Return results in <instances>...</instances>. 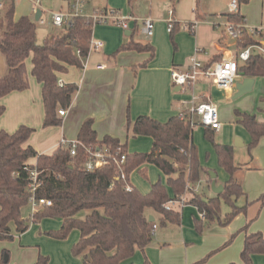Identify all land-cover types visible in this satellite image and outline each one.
Instances as JSON below:
<instances>
[{
    "label": "trees",
    "instance_id": "1",
    "mask_svg": "<svg viewBox=\"0 0 264 264\" xmlns=\"http://www.w3.org/2000/svg\"><path fill=\"white\" fill-rule=\"evenodd\" d=\"M247 0H240L246 2ZM14 5L11 4L0 17V54L4 57L8 72L0 75V99L13 92L29 88L25 62L30 58L31 76L41 84L43 103V127L61 125L59 109H67L78 90L75 84L58 85V73H64L67 66L81 70L87 58L89 43L92 39L93 24L85 17L74 18L69 26L61 27L59 33L50 35L42 45L36 44V23L28 17L14 20ZM231 22H241L236 14L226 15ZM174 24V23H173ZM174 26L169 32L172 34ZM260 42L243 34L237 41V50ZM123 51L153 54V48L131 41L121 46L114 55ZM78 52V53H77ZM218 59L212 60L206 67ZM237 73L246 78H264V56L253 52L248 60L238 67ZM5 108L0 105V117ZM264 114V110H263ZM237 123L249 134L247 150L250 153L264 137V123L258 122L253 115L237 113ZM125 130L132 136H147L152 139L149 153L128 154L125 144L116 138L104 136L97 139L92 119L85 120L76 140L86 146L108 148L111 154L118 149L126 155L122 165V179L113 162H109L94 172L82 169L84 154L80 150L71 157L67 149L57 148L50 155L39 154L27 142L34 132L32 128L21 125L13 133L0 130V241L13 240L11 228L15 233L24 234L29 225L22 218V209L28 205L30 197L28 185L30 172L36 171L39 186L35 190L36 199L51 203L35 212L30 222L58 219L61 223L57 230H48L45 235L54 240H65L76 230L78 240L71 247L73 257H81L82 264H121L130 261L136 251L143 260L140 264H150L144 256L150 244L154 222H149V212L158 215L159 226L179 225L180 212L174 210L171 202H179L183 195L191 193L186 204L194 207L201 219L194 218L196 233L201 234L212 223L227 226L236 216L245 212L234 201L243 195L242 186L236 173L232 146L214 142V130L204 128V138L215 151L218 166L228 175L223 191L215 197L206 198L195 194L193 189L200 181L201 166L192 141V129L178 116L161 124L149 117H139L131 122L127 115ZM35 160L34 164H29ZM152 164L165 176L151 185L147 193H141L130 184V175L141 165ZM129 186L130 191L125 188ZM220 199L231 211L222 218ZM264 205V193L258 198ZM247 225L239 232L245 233L243 248L240 252L242 264H253V256H264V236L260 232L247 233ZM234 236L220 249L228 246ZM218 250L210 252L198 264L206 262ZM48 257L38 254L33 264H48ZM0 264L4 263L0 259ZM235 264V263H230Z\"/></svg>",
    "mask_w": 264,
    "mask_h": 264
},
{
    "label": "crops",
    "instance_id": "2",
    "mask_svg": "<svg viewBox=\"0 0 264 264\" xmlns=\"http://www.w3.org/2000/svg\"><path fill=\"white\" fill-rule=\"evenodd\" d=\"M15 1L0 0L3 4L2 16L11 4L14 5V20H18L20 17L30 18L29 14L31 12L34 18L35 13L33 10L36 8L40 10V17L44 20V23L49 21L58 30H61V28L52 24L50 12L68 11L70 6V0H38L37 7L34 5L36 0H17L16 8ZM131 1L90 0L86 4L85 14L102 9H115L126 12L135 20L129 21L128 28L126 30L122 29L123 32L117 27L108 25L98 30L93 29L92 39L101 40L104 44L103 48L99 49L100 51H91L83 62L81 70L74 66H67L64 73L57 74L58 81H61L62 84H75L78 87L71 105L66 109L65 115L63 117L58 116L61 119L60 126L44 128L42 125L44 111L41 84L37 83L31 76L32 65L29 58L25 62L29 88L22 92L10 93L0 99V105L5 108L0 117V130L11 134L21 125L32 128L34 132L30 136L27 145L39 154L50 155L60 147L62 138L69 141L76 140L82 123L87 119H92L97 139L104 136L116 138L120 144L126 145L128 154L144 151H146L144 153H149L152 147V139L147 136L127 134L125 130L127 115L131 122L139 117H149L165 124L171 118L185 112L191 106L192 97H194L196 103L210 101L216 105L220 128L214 131V136L217 135L218 143L231 146L235 138H241V146L235 147L232 145L234 155L238 154L241 160L249 159L244 152L249 143V134L245 131L247 136L242 130L243 128L237 123L239 120L237 113L253 115L258 122L264 123V78H254L251 91L234 98L237 92L235 84L246 78L240 73H237L233 86L226 90L217 88L211 79L203 77L199 78L193 87L182 89L173 85L171 71L185 72L188 70L190 58L193 56L204 65H208L215 59L220 61L234 57L237 51V43L228 38L225 33V24L230 22L227 20L226 15L229 14L241 16L244 24L248 27L262 28L263 37L257 40L260 44L264 42V0H247L246 2L236 0L238 7L235 12L231 11L230 4L232 0H199L202 11L194 10V21L192 22H195V27L192 32L183 31L182 22L176 20L174 9H168L167 12L172 11L174 23L172 24L174 26L172 34L167 31L169 20L162 19L158 12L153 14L152 8L148 12L140 6L134 4L131 6ZM19 3L20 8L18 9ZM45 12L49 14L47 20L43 18ZM147 13L149 16H147ZM150 17L154 18L152 20V37L148 38L141 28L140 33L144 38L134 39L138 24L141 23L143 26V21L150 19ZM188 22L192 23L191 21ZM131 41L151 46L153 54L123 51L116 56L114 55L121 46ZM242 64L240 63L239 66ZM97 66H102V68ZM7 72V67L0 69L1 76H5ZM194 129L192 130V141L201 166L200 181L194 188V193L199 194L201 188L205 192V187L212 194L209 191L207 192L208 195L202 193L204 197H215L216 194L210 188L211 174L215 176V185L222 187L227 181L228 175L218 166L217 157L213 147L210 146L211 144L208 145L205 141L200 140L201 129H197L199 136L194 133ZM203 131L204 128L202 133ZM197 142L203 143V147L197 146ZM257 145L254 152L255 156L258 155L260 149L264 148V137L260 139ZM34 162L35 160H30L29 164L33 165ZM147 165L155 167L152 164L141 165L129 177L131 186L141 193H147L151 185L158 181L165 183V179L163 181L165 176L161 171L157 167H155L156 170L146 167ZM235 165L239 167L236 173L238 180L243 177L244 173L247 175L256 172L252 159H250V162ZM144 167L151 172L150 177L152 179L148 178L147 184H144V182L139 183V185L133 183V177L136 173L144 174L142 170ZM257 189L262 190L260 185ZM191 195L187 193L185 198ZM171 207L180 212L181 219L178 226L172 224L159 226L158 215L149 212V216H152L153 222L157 226L150 244L143 252L150 264H198L207 254L223 247L231 239V236L234 237L228 246L217 251L216 255L202 264H242L237 255L243 248L245 238V233L239 232L244 224L242 221L245 212L236 216L225 227L212 223L201 234H198L194 230L193 220L194 218L200 220L201 215L197 213L196 209L188 204L179 206L178 202H174ZM60 223V221L49 223L44 220L41 224L42 227L46 224L56 229L59 228ZM159 227L163 228L165 232H158ZM32 231L33 228L29 233L25 232L26 234L18 235L20 236L19 239L23 241ZM75 231L69 234L68 239L57 240L58 247L64 250L65 253L66 249L70 245L72 247L78 240ZM257 231L258 229H252L251 233ZM30 251L31 261L18 262V264H33L35 262L37 258L35 257L36 251L32 249ZM41 252L44 253V251ZM138 252L140 251H136L130 261L121 264H140L143 255L140 252V259L137 256ZM255 256H253V263L262 261V258L259 256L256 258ZM262 257L264 258V256ZM64 263L74 264L73 262Z\"/></svg>",
    "mask_w": 264,
    "mask_h": 264
},
{
    "label": "built area",
    "instance_id": "3",
    "mask_svg": "<svg viewBox=\"0 0 264 264\" xmlns=\"http://www.w3.org/2000/svg\"><path fill=\"white\" fill-rule=\"evenodd\" d=\"M89 1L90 0H70L68 11H57L51 13L52 24L58 28H61L63 26H69L74 18L85 17L91 20L93 27L96 24H105L106 22H110V24L126 30L128 28V22L135 20L131 15L122 14L114 9H102L93 11L90 14H85L84 9ZM34 5L37 7L38 0L34 2ZM230 7L231 11L235 12L238 7V2L236 0H232ZM2 10L3 4L0 2V17H2ZM37 10L38 9L34 8V13H36ZM168 15L169 21L167 31L170 32L172 30L173 24L172 11H169ZM37 22L43 24L44 20L39 17ZM194 27L195 22L183 24V29L189 32H192ZM142 32L148 38L152 37L153 22L151 19H145L143 21ZM225 33L228 38L235 41L236 43L240 38L243 37V34L255 39H261L263 37L262 28L248 27L244 24V20L241 22H227L225 24ZM103 45L104 44L102 41L91 39L89 43V51L91 52L102 49ZM254 50L264 54V46L262 44L248 46L245 49L237 50L234 57L214 62L208 67L197 60L195 56H193L190 58L188 70L185 72H180L177 70L171 71V81L175 86H178L182 89H189L197 83L199 78L203 77L211 79L215 86L221 90L229 89L233 86L234 80L237 76L239 64L246 62ZM97 67L102 68V66ZM58 85L62 86L63 84L61 81H58ZM65 112V109H59L57 114L59 117H63ZM178 117L181 120L187 122L192 130L197 126L209 128L214 131L220 128L218 109L216 105L210 101H200L196 103L195 98L192 97L191 106L185 112L180 113ZM195 117L198 118L197 121L195 120ZM60 147L67 149L71 157H76L78 152L81 150L84 154L82 169L86 172H94L98 168L107 165L109 162H113L119 172L120 177L122 179L124 178L122 165L126 160V155L120 154L119 149L114 154H111L108 148L104 146L102 148H95L93 146H86L78 140L69 141L65 140L64 138H62L60 141ZM37 176L38 173L36 171L33 170L30 172V183L28 185L30 197L28 204L32 210L31 218L33 214L41 208L51 205V203L47 200L35 198V190L39 186L36 180ZM125 190L130 191L131 188L127 186ZM173 203L174 202H171L170 206ZM156 227V225L153 226L152 232H154Z\"/></svg>",
    "mask_w": 264,
    "mask_h": 264
},
{
    "label": "rangeland",
    "instance_id": "4",
    "mask_svg": "<svg viewBox=\"0 0 264 264\" xmlns=\"http://www.w3.org/2000/svg\"><path fill=\"white\" fill-rule=\"evenodd\" d=\"M16 2H17V0L14 2L15 7L17 8ZM133 4L142 7L143 10H147L148 12L152 8V13L155 14L156 12H158L160 14V16L162 17V19H164V20H169V15H168L167 10L168 9H171V10L174 9L175 14H176V20H179L182 22L181 23L182 29H183V24H189L190 22H188V21H191V22L194 21V10L195 9H198L199 12L202 11L199 0H132L131 6H133ZM150 5H152V6L150 7ZM19 8H20V3L18 5V9ZM84 11H85V9H84ZM52 12H55V11H51L50 13H52ZM119 12L122 14L124 13L125 15H129L122 10ZM29 16H31L30 19L34 21L32 12H31V14H29ZM147 16H149L148 13H147ZM43 18L45 20H47L49 18L48 12L44 13ZM150 19L154 20L153 17H150ZM35 23H36V27H37V29H36V44H38V45H42L43 41L48 37L49 34L55 35V34L59 33V31H60V30L54 28L49 23V21H45L44 24H41L40 22H35ZM192 23H194V22H192ZM106 25L117 27V26L110 24V22H106L105 24L94 25L93 29L98 30L99 28H104ZM117 28H119L121 30V32H123V30L120 27H117ZM141 28H142V25H141V23H139L138 29L134 34V39L139 40V39L144 38L142 36V34L140 33ZM183 31H184V29H183ZM255 51H257V50H254L253 52H255ZM262 55L264 56V54H262ZM1 64H3L2 67H1ZM3 67L6 68L7 66L4 62L3 56L0 54V69L2 70ZM195 120L197 121L198 118L195 117ZM239 128H241V127L239 126ZM197 129L198 130L201 129L200 130V134H201L200 140L205 141L208 145H210L211 143L209 141H207L206 139H204V137H203V133H202L203 128L201 126H197L194 129L195 130L194 133L198 134V136H199V131ZM242 130L245 132L244 129H242ZM245 134H246V132H245ZM235 139H238L239 141H241V138H239V137H237ZM235 139L232 142L233 146H235V142H236ZM217 140H218V137H217V135H215L214 136V142L218 143ZM196 144H197V146L200 145L201 148L203 147V145H202L203 143L200 144L199 142H197ZM210 146H212V144ZM257 146L250 153L247 150V146H246V149H244L245 156L248 157L249 159L241 160L238 154L233 156L234 164H242V163L247 162V161L250 162V159H252V162L254 164L253 167L256 171L254 173H248L247 175H246V173H244L243 177L239 178L238 181L241 184L243 194H245V195L239 196L234 201V205L238 208H245V214L243 215V221H242L244 224H243L242 228H244L247 225V229H246L247 233H251L252 229H258V231L260 233H262L264 236V205L260 201H258V198L264 193V148L262 150L260 149L258 155L255 156L254 152H255ZM144 152H146V151H144ZM144 152H140V153H144ZM233 152H234V149H233ZM146 167H150V168L156 170V168L151 166V165H147ZM144 169H145V171H144ZM142 170H143L144 174H140V173L137 174L136 173V175L133 177V183L139 185V183L144 182V184H147L148 178L152 179L150 177V175H151L150 171H147L145 167L142 168ZM164 179L165 178L163 177V181H164ZM259 185H260V188L262 189L260 191L257 189ZM204 189H205V192H203L202 188L200 189L201 195H203L202 193L208 195L207 192L209 190L205 187H204ZM193 192H194V189H193ZM189 194H191V193H189ZM210 194H212V193L210 192ZM185 195H183L182 198L179 200V202H178L179 206L186 204L188 202V200L191 198V196L188 198H185ZM220 211H221L222 218L224 217L225 214H227L229 211H231V207L223 199H220ZM21 215H22V218L24 219V221L29 225V230L26 233H29L31 231V228H33V231L30 235H28V237H26L23 241H21L19 239L20 236H18V234L15 233L14 227L11 228L12 234H13V240L9 241V242H0V244H1L0 245V259H3L6 256L7 257L6 264H18V262H30L31 261L30 249L36 251L35 257H37L38 254H42L44 256H47L49 259L48 264H65L64 262H73L74 264H82V258L81 257H73L71 255V253H70L71 245L68 247V249H66V253H65L64 250H61V248L58 247L57 244H59V243L57 240L48 238L45 235L46 231L57 230L58 228L55 229V228H53V226L49 227L46 224L42 227V224H41L42 221H38L35 223L30 222V216L32 215V210H31V207L29 204L25 208L22 209ZM196 215L198 216V214H196ZM46 221H48L50 223V222H54V221L57 222L59 220L58 219H48ZM75 232L77 234V237H79L78 232L77 231H75ZM75 232H73V233L75 234ZM158 232L164 233L165 230L163 228L159 227ZM69 236H68V238H69ZM229 238L227 239V241L229 240ZM41 251H44V253H42ZM216 254H217V252L214 253L213 255H211L210 258ZM137 256H139L141 259L140 252L137 253ZM237 256H238V259L240 260V253ZM258 256L260 258H262V261H257V263L255 261V263H253V264H264V258L261 255H257L255 257L257 258ZM256 258H255V260H257Z\"/></svg>",
    "mask_w": 264,
    "mask_h": 264
},
{
    "label": "water",
    "instance_id": "5",
    "mask_svg": "<svg viewBox=\"0 0 264 264\" xmlns=\"http://www.w3.org/2000/svg\"><path fill=\"white\" fill-rule=\"evenodd\" d=\"M41 13H40V10H37L36 13H35V16H34V21L37 22L39 17H40ZM263 46H264V42L261 43ZM253 83H254V80L252 78H244L242 79L241 81L237 82L235 84V89H236V94L234 95V98H238L244 94H247L251 91L252 89V86H253ZM235 147H239L241 146V141L239 140H235ZM211 179H212V182L210 184V188H211V191L216 194V195H219L222 191H223V187L222 186H216L215 185V176L214 174H211ZM149 222H153V218L152 216H149ZM3 261L4 263L7 262V257L5 256L3 258Z\"/></svg>",
    "mask_w": 264,
    "mask_h": 264
}]
</instances>
